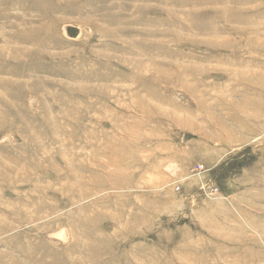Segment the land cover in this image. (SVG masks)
Masks as SVG:
<instances>
[{"label": "rangeland", "instance_id": "374dc122", "mask_svg": "<svg viewBox=\"0 0 264 264\" xmlns=\"http://www.w3.org/2000/svg\"><path fill=\"white\" fill-rule=\"evenodd\" d=\"M0 264H264V0H0Z\"/></svg>", "mask_w": 264, "mask_h": 264}]
</instances>
